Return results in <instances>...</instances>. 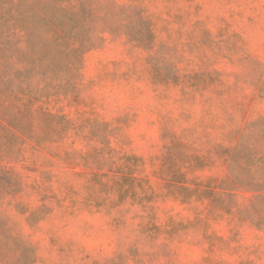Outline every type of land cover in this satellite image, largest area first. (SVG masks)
<instances>
[{"label":"rangeland","instance_id":"1","mask_svg":"<svg viewBox=\"0 0 264 264\" xmlns=\"http://www.w3.org/2000/svg\"><path fill=\"white\" fill-rule=\"evenodd\" d=\"M0 264H264V0H0Z\"/></svg>","mask_w":264,"mask_h":264},{"label":"trees","instance_id":"2","mask_svg":"<svg viewBox=\"0 0 264 264\" xmlns=\"http://www.w3.org/2000/svg\"><path fill=\"white\" fill-rule=\"evenodd\" d=\"M88 12L87 9H85V7H82V11L81 14L83 13V17L85 16V14ZM4 182V181H3Z\"/></svg>","mask_w":264,"mask_h":264}]
</instances>
